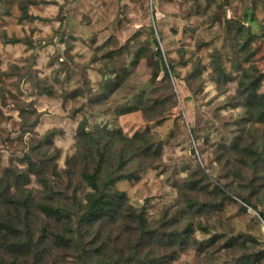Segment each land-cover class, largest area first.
<instances>
[{"label":"rangeland","instance_id":"obj_1","mask_svg":"<svg viewBox=\"0 0 264 264\" xmlns=\"http://www.w3.org/2000/svg\"><path fill=\"white\" fill-rule=\"evenodd\" d=\"M248 33L255 38L239 51L237 41ZM3 34L20 41L6 43ZM136 50L141 57L133 65L129 62ZM113 63L127 73L117 90L97 99L102 71ZM162 64L172 67L169 79ZM217 68L228 80H218ZM244 68L262 76L258 92L264 93V0H0V175L11 168L26 172L31 161L37 173L29 172L20 194L31 190L34 200L60 209V220L32 210L34 241L41 233L47 238L42 263H81L75 241L59 247L56 240L83 211L82 196L89 189L77 171L71 175L68 170L79 149L80 123L101 142L99 130L107 127L125 136L143 131L138 147L144 141L159 145L157 155L140 154L127 165L145 164L136 178L113 185L125 194L123 214L129 208L143 210L150 227L178 231L189 222L192 231L172 246H143L139 262L234 264L244 253L264 250L263 220L234 193L263 172L242 164L241 155L224 146L228 136L241 134V143L264 136V125L247 120L236 96ZM142 96L165 100L160 110L164 119L150 120L135 110L120 113L122 106L138 105ZM121 146L115 141L107 154L116 160ZM76 162L78 170L82 159ZM41 175L58 191L52 199L43 192ZM189 181L206 185L207 192L193 195L197 205L217 201L216 187L228 197L220 209L216 203L199 214L181 213L180 189ZM81 230L77 242L93 245L97 234L109 242V250L115 249L114 258L134 251L137 231L123 217L96 223L87 234V227ZM235 234L244 235V244L225 247L224 241Z\"/></svg>","mask_w":264,"mask_h":264},{"label":"trees","instance_id":"obj_2","mask_svg":"<svg viewBox=\"0 0 264 264\" xmlns=\"http://www.w3.org/2000/svg\"><path fill=\"white\" fill-rule=\"evenodd\" d=\"M254 38L255 34L248 33L243 42L238 40L236 44V46L240 47L238 50L243 51ZM3 40L10 44L20 41L18 37H7L5 34H3ZM154 43H156L155 53L162 59V54L156 39H154ZM111 53L113 52L111 51L109 53L110 56ZM140 57V52L136 50L134 54H132V59L129 63L135 65ZM161 67L164 76L169 79L173 71L172 67H166L165 64H162ZM248 71V68H244L241 77L237 81L236 96L244 108L247 120L251 121V123L255 121L264 125V93L258 92L262 76L255 72L250 74ZM102 73L104 83L100 88V92L97 94V99L108 96L112 91L117 90L127 73V69L119 68L113 63L110 68L105 67V71H102ZM217 75L218 80L221 82H225L229 77L223 74L219 68H217ZM147 99L143 100L142 96L138 105H130L127 108L122 106L120 113L127 112V110H135L149 116L150 120L159 118L160 120L164 119V116L160 114V110L165 100H161L157 96L152 97L150 101H146ZM84 127V124L80 123L78 125L76 142L77 145H79V149L77 155L71 156L69 159L68 170L71 172V175H76L77 171V178H80L85 187H89V189L86 190L82 196L84 199V203L82 204L83 211L75 218L71 226H65L64 233L70 232V234L65 235L62 233L59 238L56 239L59 243V247L75 241L78 245L77 255L81 262L80 264H160L161 260L159 258L150 259L149 261L141 260L139 262L137 260V255L143 249V246L145 247L147 244H150V246L156 244L172 246L173 243H180L182 233L192 231L191 223L187 222L188 225H183L178 231H176V229L166 230L165 228L150 227L152 223L148 222L144 217L143 210L133 211V209L129 208L126 214H123L125 194L123 191L116 190L113 187L118 180L136 178L138 171L145 167V164L138 161L134 169L127 168V165L133 163L140 154L147 157L157 155L159 145L144 141L141 147H138L135 144L137 141L141 140L143 131H135L132 136H125L120 130H113L107 127H102L99 130V136L103 137V141L101 142L96 138L97 135L94 136L93 133L86 131ZM114 132H117V134ZM241 138V134L238 136H228V138L224 139V142L227 140L224 146L230 147L240 154L241 158H239V161H241L242 164H247L251 169H260L263 174L261 173L259 176H251L246 179L244 184L241 186L239 185V188L236 186L239 191L235 189L234 193L241 200L244 208L250 206L257 210L264 223V210L260 208V205H264V182L259 181L264 177V136H261L262 139L258 142L250 141L248 143L245 141L241 143ZM119 140L121 142H119ZM115 141H118V143L122 145L117 153L116 160H114L110 154H107V150L109 153L115 146ZM77 157L81 158L83 163L78 164V170L74 165L77 164ZM28 166H30V168L28 167L26 172L11 168L3 169L0 175V264H26V262L30 261L33 264H43V256L48 252L45 245L47 238L44 233H41L34 241L32 234L33 222L30 220V217L33 216L32 210L35 208L47 216L60 220V209L57 206H53L49 202H38L34 200L30 194L32 193L31 190H27L28 192L25 193L22 189V193L25 194H20L21 185L29 181V172L37 173L34 163L29 161ZM231 173L234 177L237 175L239 176L237 171L233 170ZM39 179L40 183L43 185V192L49 195V198L58 192L54 193L56 190L48 183L46 176L41 175ZM205 188L206 185L200 184L199 182L197 183L196 181L184 183L180 189L181 205L183 206L181 208V213L185 211V213L188 214H199L201 210L210 206H215L213 204L216 203V207L220 209L223 199L228 197L222 187H216L214 190L217 201L213 200L211 203H198V205L194 203L196 201L193 195L204 191L207 192ZM253 197H255L256 200H253ZM76 198V191L73 190L71 199H73V202H76ZM120 217H123L129 227L137 231L136 240L132 243L134 251L132 250V252H129L131 255L123 258H121V256H116V258H114L115 253L113 250L115 249L109 250V242L100 240L97 234L93 236L97 240L93 245L87 246L86 244L77 242L76 237L79 238L82 235L81 228L87 227L85 231L87 234L90 226L96 223L101 224L103 221L107 220L116 221ZM175 221H177V219H175ZM173 223L174 222H172L171 225H173ZM168 226H170V224ZM245 239L244 235L235 234L229 236V238L224 241V245L227 248L233 245H243ZM216 240L217 236L209 240L207 244H212L213 241ZM129 247L131 248L130 245ZM4 252L9 253L5 256ZM95 258L99 260L104 259L105 262H88ZM263 262L264 250H253L249 253L242 254L239 259L235 260L234 264H263Z\"/></svg>","mask_w":264,"mask_h":264},{"label":"water","instance_id":"obj_3","mask_svg":"<svg viewBox=\"0 0 264 264\" xmlns=\"http://www.w3.org/2000/svg\"><path fill=\"white\" fill-rule=\"evenodd\" d=\"M243 20H245V18H244ZM191 152H192V151H191Z\"/></svg>","mask_w":264,"mask_h":264}]
</instances>
